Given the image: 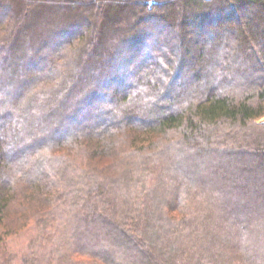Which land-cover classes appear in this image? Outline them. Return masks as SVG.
I'll return each mask as SVG.
<instances>
[{
    "label": "trees",
    "instance_id": "1",
    "mask_svg": "<svg viewBox=\"0 0 264 264\" xmlns=\"http://www.w3.org/2000/svg\"><path fill=\"white\" fill-rule=\"evenodd\" d=\"M263 116L264 0H0V261L218 264L173 214L208 192L239 227L257 219Z\"/></svg>",
    "mask_w": 264,
    "mask_h": 264
},
{
    "label": "rangeland",
    "instance_id": "2",
    "mask_svg": "<svg viewBox=\"0 0 264 264\" xmlns=\"http://www.w3.org/2000/svg\"><path fill=\"white\" fill-rule=\"evenodd\" d=\"M57 69L58 68H56V71ZM59 72L60 70L57 73ZM61 72L63 71L61 70ZM141 90L142 88H140L139 91L142 92ZM31 111L35 114V117L40 116V113H42H38L36 111V107H34ZM258 122H264V116L261 117ZM152 138L154 137L150 133L141 132L138 136V146L140 145V147H146L151 143V141L153 140ZM134 149H130L128 150V152H123L122 156L120 155L116 157L118 164L117 167L123 169L126 165L134 164L141 157H144L145 152H147L148 149L150 150V148H146L147 150L144 151ZM127 153H130L131 155L128 156ZM81 156L82 155L77 156V160L79 162ZM167 158L168 156H165V159L163 160L167 162ZM175 158L177 159V162L171 167V169H173L174 176L179 179L180 173L178 171V168H182L183 171L189 168L186 162V165L183 163L185 161L184 159L188 158L183 155H176ZM179 160L182 161H180V163L178 164ZM88 165L93 166V163H91L90 161H85V163L78 164L76 172H79L81 174L83 173V171L87 172V169L85 167ZM156 169H158V167H156ZM86 174L87 173H85V175ZM195 179L198 180L199 178L195 177ZM155 183L156 179L154 180L153 185H155ZM218 186H220V184H217L216 188ZM219 189L222 191L223 195L230 194V192H226L222 188ZM126 190L129 189H127L126 187ZM212 194L213 193L207 192V199L205 198V195H201V198L191 196V199L187 203L184 202L186 205L183 204V210L173 214L175 218L177 217L178 223L180 224V227L175 232L178 234V236L181 237L179 239V241L181 242L180 244L182 246L185 245V247L190 250H194V254H196V251H198L197 248H199V250L201 251H211V257L213 259L218 260L219 258H221L217 261L218 264H264V209L261 213L255 215L257 219H255L252 224L247 225V227L245 228H241L236 225V218L233 217L234 215H231L228 210L225 209L222 203L213 198ZM262 207H264V204L262 205ZM245 213L246 211H242L240 213L237 212L235 216H245ZM260 216H263V219H261ZM72 224L73 223H71V225ZM61 225L63 226H61L60 233L57 234L55 240L58 243L60 242L63 246H65V248H70L71 242H76V238L71 239L72 233H70V229H72V227L71 225H67L65 221H61ZM27 233L30 234V232ZM86 235L87 233L82 231L81 233H79L80 238H85ZM163 236L166 239L167 237L168 239H170L169 235L166 232L163 234ZM16 238L18 239L13 245L19 247L26 244L25 240L26 238L29 239L30 236L28 235L27 237L26 234H19ZM232 241L235 243V245L238 244V248L235 249L233 248V246H231ZM40 243L39 241H36L35 246H39ZM51 244L52 243L45 242V246L42 247L43 249L39 248L41 249L40 255L43 257V260L47 259L46 253L48 255V249L52 246ZM207 247H211V250H209ZM62 257L63 256H58V259L61 260ZM0 264L7 263L0 261Z\"/></svg>",
    "mask_w": 264,
    "mask_h": 264
}]
</instances>
